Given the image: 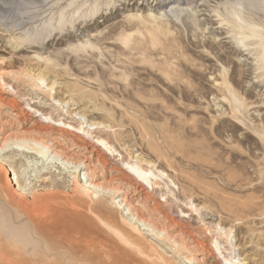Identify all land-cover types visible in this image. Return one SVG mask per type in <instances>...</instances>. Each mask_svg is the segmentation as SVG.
<instances>
[{
  "label": "rangeland",
  "instance_id": "rangeland-1",
  "mask_svg": "<svg viewBox=\"0 0 264 264\" xmlns=\"http://www.w3.org/2000/svg\"><path fill=\"white\" fill-rule=\"evenodd\" d=\"M234 8L264 31V0H0V100L16 113L8 125L95 150L112 182L137 186L164 219L161 234L124 214L139 229L126 264H264V52L247 54L250 23L230 31ZM56 150L46 160L12 154L24 196L53 186L69 195L73 168ZM74 194L80 213L104 206V224L130 231L118 198ZM7 200L0 191L1 243L26 254L31 227ZM46 250L35 253L44 264H87Z\"/></svg>",
  "mask_w": 264,
  "mask_h": 264
},
{
  "label": "bare ground",
  "instance_id": "bare-ground-1",
  "mask_svg": "<svg viewBox=\"0 0 264 264\" xmlns=\"http://www.w3.org/2000/svg\"><path fill=\"white\" fill-rule=\"evenodd\" d=\"M231 15L236 17L233 19H226L225 23H232L230 31L234 33L242 29L243 26H249L248 23L251 24V32H249L248 35H246L248 32L242 34L244 35L243 42L248 52L247 54L252 52L257 54L261 53V51L264 52V31L263 28H260V17L246 18L239 8H234ZM227 32L228 31L221 30L218 35L221 36ZM249 46L252 47L249 48ZM238 55L243 56L240 51ZM260 55H262V53ZM259 69L261 68L258 66L257 70ZM40 81H42V79H40ZM226 83L227 82L224 81V84ZM227 87L230 89V93L234 94V89L230 86ZM1 102L3 101L0 100V191L10 200H7L9 205L19 209L20 212L18 213H21L20 217L23 216V218H25V224L31 227V231H29L30 238L28 239L30 247L26 249V254L21 251L15 252L11 248L3 246L0 239V263H43L46 261L45 254L35 255L36 249L40 250L41 246H43V248H47V253L59 254L61 255V259L68 260L69 262H85L87 264H126L131 260L132 253L130 255L129 250H132L134 247L127 238L131 235H135L132 231H139L136 227L137 225L134 226L127 222V215H131L138 223H143L147 227V231L150 230L154 233L159 231V233L163 234V227L160 225L164 224V219L161 220L156 218L155 214L157 209L149 207L150 205L148 206L147 201L141 202L140 198L142 192L137 189V186V188L135 187L134 190L129 192L127 188L119 185V182H115L114 184L112 181H117V179L112 177V175L110 176V174L107 176L104 173L103 161L106 160L102 159V161L101 158L103 157L100 156V158L98 154L95 153V150L87 146H79L77 145L78 142L75 145L73 144L74 147H63L59 144V140L55 141L54 139H50L52 144L48 145L47 143H51L50 141L46 142L44 140H39L40 138L37 139V136L33 139L30 138L28 131L23 129L24 127L21 125H8V117L12 115L15 116L16 113H8V111L5 110V104ZM252 104H254V102H250V105ZM32 131L35 132L37 130L33 129ZM99 136L100 138L98 141L100 145L107 147L109 141L107 135L99 133ZM56 149L63 150L61 155L64 160L63 163L69 164L73 168L72 180L65 181L69 195L64 196L61 192L57 191L58 188L53 190V186L47 190H40L37 188L31 189L32 191L30 194L24 196L23 192L20 191L21 181L19 177L17 176V179L15 178L16 180L14 181L10 175L12 171L17 174V172L13 170V167L20 159L12 156V154L15 150L23 152L34 151L39 158L46 160L47 152H54L52 154L55 155L57 153ZM132 169L139 178L148 181L147 177L142 176L145 172L143 173L141 167L138 166ZM44 179L38 180L39 185H37L41 186L45 181ZM97 190L105 191L109 193L112 198H118L119 202H122V209H124L125 212H123V214L121 213L120 221L123 226L125 225L132 231L130 230L128 232L124 229L122 230L123 233H121L108 225L107 222L104 224L97 213L98 209L104 206L93 207L91 209L93 217L80 213L81 210H79L80 207L78 208V203L82 200L76 197L74 193L84 192L86 195H89V193L97 192ZM4 204L6 205V203ZM124 214L126 216H124ZM104 227L106 228L104 229ZM7 228L10 227L8 226ZM2 229L3 228L0 227V231ZM5 230L8 229L5 227ZM171 235L172 233L168 232L164 233L163 237L169 239L172 237ZM139 254L141 255V253ZM51 259L54 260V258ZM192 261H194L191 262L192 264H200L203 262L201 258H195Z\"/></svg>",
  "mask_w": 264,
  "mask_h": 264
}]
</instances>
